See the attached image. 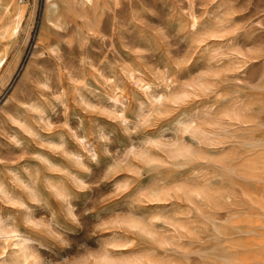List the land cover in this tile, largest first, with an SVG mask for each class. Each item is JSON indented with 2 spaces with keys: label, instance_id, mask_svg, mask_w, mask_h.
<instances>
[{
  "label": "rangeland",
  "instance_id": "1",
  "mask_svg": "<svg viewBox=\"0 0 264 264\" xmlns=\"http://www.w3.org/2000/svg\"><path fill=\"white\" fill-rule=\"evenodd\" d=\"M17 1L0 264H264V0Z\"/></svg>",
  "mask_w": 264,
  "mask_h": 264
},
{
  "label": "bare ground",
  "instance_id": "2",
  "mask_svg": "<svg viewBox=\"0 0 264 264\" xmlns=\"http://www.w3.org/2000/svg\"><path fill=\"white\" fill-rule=\"evenodd\" d=\"M90 1V0H89ZM0 7H2V10L9 18L19 16L21 14V7L18 5L17 0H0ZM19 21V20H18ZM18 25V24H17ZM14 28H17L16 26ZM16 30V29H15ZM13 31V30H12ZM4 59V58H3ZM2 59V60H3ZM1 62V61H0ZM2 63V62H1ZM0 63V64H1ZM4 63V62H3ZM11 230V229H10ZM3 232L5 230L2 229ZM7 232H13V230L9 231L6 230ZM22 252L24 250L21 249ZM24 258H26V255L23 254Z\"/></svg>",
  "mask_w": 264,
  "mask_h": 264
}]
</instances>
